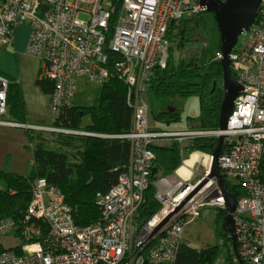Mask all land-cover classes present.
<instances>
[{
	"label": "built area",
	"instance_id": "1",
	"mask_svg": "<svg viewBox=\"0 0 264 264\" xmlns=\"http://www.w3.org/2000/svg\"><path fill=\"white\" fill-rule=\"evenodd\" d=\"M116 2L4 0L0 5V53L11 43L16 27L30 28L26 52L39 60L40 77L53 84L54 116L61 108L75 105L79 79L100 87L121 81L133 108L130 132L105 137L129 141L131 154L118 183L108 193L97 195L99 220L77 226L62 192L47 180L37 179L20 230L13 220L0 224V239L16 233L24 239L16 250L0 253V264H175L180 249L191 247L183 236L185 228L205 209L226 212V197L217 178H208L212 155L203 154L187 177L176 170L168 179L152 174L153 147L173 141L183 154L186 141L221 136L227 149L219 158L223 184L238 186L243 192L236 197V249L231 243L230 264H264V0L247 38L230 55L231 70L243 90L234 102L227 129L180 132L153 130L142 94L150 88L155 71L167 68L170 22L199 15L205 8L201 0H121L111 30ZM221 58L218 53L216 59ZM7 89L8 82L0 75L1 127L58 132L2 119L8 112ZM151 185L161 208L139 227L138 210ZM43 225L47 230L44 239Z\"/></svg>",
	"mask_w": 264,
	"mask_h": 264
},
{
	"label": "trees",
	"instance_id": "2",
	"mask_svg": "<svg viewBox=\"0 0 264 264\" xmlns=\"http://www.w3.org/2000/svg\"><path fill=\"white\" fill-rule=\"evenodd\" d=\"M120 1L116 2L118 7L110 22L111 30L118 19ZM3 2L4 0H0V5ZM205 29L203 13L170 22L166 35L169 42L168 65L165 70L155 71L150 88L159 100L186 99L198 95L200 116L196 120L188 118V130L215 131L219 129L223 101V69L220 61L214 58L202 64L196 58L187 60L182 54L188 44L200 39ZM219 47L221 50V45ZM231 72L236 80L235 73L232 70ZM3 78L8 82L7 116L11 122L26 125L21 86L9 77ZM36 84L43 93L52 94L54 87L51 81L39 76ZM82 99L83 95L79 93L72 108H61L54 116L51 128L58 132L25 130L26 138L31 144L30 169L24 175L7 168L0 169V224L5 220H13L17 224V231L20 230L19 223L31 201L32 186L37 179L47 180L50 187L62 192L65 203L74 211L73 218L77 226L85 227L99 220L101 214L96 205L97 195L108 193L118 183L120 174L129 164L131 154L129 141L105 137H116L130 132L133 108L127 103V89L119 80L102 85L93 104H87ZM86 119L89 120L88 123H85ZM156 119L171 125L180 121L181 117L177 109L171 108L159 113ZM217 144L218 140L212 137L189 140L183 154L177 143L168 146L155 145L153 152L156 159L152 174L173 175L193 153L212 155ZM226 151V146H223L222 153ZM225 186L238 199L243 195L242 191L235 188L238 186L231 187L227 183ZM160 208L155 199V187L151 185L138 210L137 225H145ZM226 215L225 211L220 210L215 220L216 232L220 238L231 241L223 229ZM42 227L44 239L47 230L44 225ZM14 237L24 243L20 234L16 233ZM5 251L0 243V253ZM217 256V247L198 251L183 246L175 264H214Z\"/></svg>",
	"mask_w": 264,
	"mask_h": 264
},
{
	"label": "rangeland",
	"instance_id": "3",
	"mask_svg": "<svg viewBox=\"0 0 264 264\" xmlns=\"http://www.w3.org/2000/svg\"><path fill=\"white\" fill-rule=\"evenodd\" d=\"M206 22V29L203 30L200 39L197 42L188 44L182 54L187 60L196 58L200 63L206 64L210 60L217 57L220 50L219 32L215 23L214 16L210 13H203ZM28 32L30 28L27 26ZM25 35V33H24ZM247 36L242 35L239 42H243ZM177 55V54H176ZM0 53V58H1ZM10 58V57H9ZM17 57L0 60V68L9 71H19ZM40 63V62H39ZM0 69V70H1ZM3 72L0 71V75ZM98 84L89 83L85 79H79V93L83 95V99L87 104H93L99 95ZM143 101L148 107L149 125L155 131H184L190 128L188 118L194 120L200 116V97L198 95L183 99H163L159 100L151 88H148L142 94ZM175 108L180 113V121L171 125L156 119V116L164 111ZM4 120H10L8 116L3 117ZM11 122V121H10ZM89 120L86 119L85 123ZM26 129L17 127H0V169L8 170L20 175L28 173L32 160V152L29 148L31 144L26 138ZM42 132V131H41ZM52 133V132H47ZM176 142H171V144ZM202 171L203 168L199 167ZM171 174L161 173V178L172 179ZM196 180V178H194ZM220 210L205 209L202 211L201 217L194 223L185 228L184 239L188 241L195 250H206L212 247L218 248V256L214 264H230L231 248L227 238L223 239L216 232V217ZM0 243L5 249L16 250L22 242L14 236H7L0 239Z\"/></svg>",
	"mask_w": 264,
	"mask_h": 264
},
{
	"label": "water",
	"instance_id": "4",
	"mask_svg": "<svg viewBox=\"0 0 264 264\" xmlns=\"http://www.w3.org/2000/svg\"><path fill=\"white\" fill-rule=\"evenodd\" d=\"M262 0H201L204 12L214 16L219 32L222 56L220 65L223 69V101L220 109L219 130L227 129L228 119L233 111L236 98L242 93V87L233 78L231 72L230 55L239 43V38L250 31L261 9ZM218 144L212 154L210 174L208 178H217L223 194L226 197V217L223 229L230 236L233 249H236V232L233 214L237 207V198L229 193L222 181L219 158L222 154L224 137L218 139ZM206 182V180L193 193L195 194ZM163 222L162 225H164ZM161 225V226H162ZM161 227L157 228V233Z\"/></svg>",
	"mask_w": 264,
	"mask_h": 264
},
{
	"label": "crops",
	"instance_id": "5",
	"mask_svg": "<svg viewBox=\"0 0 264 264\" xmlns=\"http://www.w3.org/2000/svg\"><path fill=\"white\" fill-rule=\"evenodd\" d=\"M29 39L30 30L28 32L27 27L19 26L14 29L13 39L11 43L1 52L2 56L0 60L10 59L16 56V60L20 66L19 71H9L1 68L0 71L3 72V77H9L18 82L21 86L26 111V125L50 128L54 119L52 112V95L43 93L36 84L37 79L40 76V63L37 58L27 55L26 50ZM186 143L187 141L184 143V148ZM160 144L168 146L171 145V141L161 142ZM195 153L198 154L200 158L206 155H203V153L200 152Z\"/></svg>",
	"mask_w": 264,
	"mask_h": 264
},
{
	"label": "bare ground",
	"instance_id": "6",
	"mask_svg": "<svg viewBox=\"0 0 264 264\" xmlns=\"http://www.w3.org/2000/svg\"><path fill=\"white\" fill-rule=\"evenodd\" d=\"M200 159V156L196 153L191 155L188 160L184 161L183 166L178 169L177 173L183 177H187L189 175V170L193 168L196 163H199Z\"/></svg>",
	"mask_w": 264,
	"mask_h": 264
},
{
	"label": "flooded vegetation",
	"instance_id": "7",
	"mask_svg": "<svg viewBox=\"0 0 264 264\" xmlns=\"http://www.w3.org/2000/svg\"><path fill=\"white\" fill-rule=\"evenodd\" d=\"M223 1V0H222ZM229 236V235H228ZM229 238H230V236H229ZM229 244H231V241H229Z\"/></svg>",
	"mask_w": 264,
	"mask_h": 264
}]
</instances>
